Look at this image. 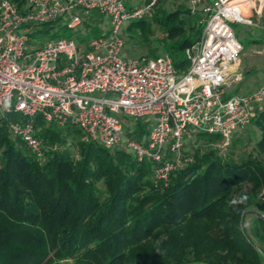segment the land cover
Here are the masks:
<instances>
[{
	"label": "trees",
	"instance_id": "obj_1",
	"mask_svg": "<svg viewBox=\"0 0 264 264\" xmlns=\"http://www.w3.org/2000/svg\"><path fill=\"white\" fill-rule=\"evenodd\" d=\"M12 1L25 10L26 0ZM192 15L180 8L155 16L164 32L155 40L178 70L188 69L185 49L202 34ZM62 22L45 25L53 30ZM149 31L136 36L148 39ZM101 32L90 30L92 36ZM20 118L0 117V264H264V109L251 123L260 137L248 155L226 157L197 147L186 151L193 161L174 171L168 184L154 177L152 161L42 118L36 124L46 144L40 159L12 132ZM148 122L128 120L126 132L143 140ZM71 131L77 135L74 152ZM202 136L210 143L223 139Z\"/></svg>",
	"mask_w": 264,
	"mask_h": 264
},
{
	"label": "built area",
	"instance_id": "obj_2",
	"mask_svg": "<svg viewBox=\"0 0 264 264\" xmlns=\"http://www.w3.org/2000/svg\"><path fill=\"white\" fill-rule=\"evenodd\" d=\"M202 0H191L195 13ZM158 0H27L22 11L0 1V117L21 115L11 124L38 158L46 144L37 134L42 118L61 129L76 127L107 149L124 148L138 161L153 162L154 177L168 184L193 157L187 141L202 134L229 139L264 109V82L249 93H229L243 80L244 45L232 23L252 24L264 16V0H211L203 5L201 37L185 49L181 72L167 53L124 58L123 26L151 14ZM97 10L107 27L82 49L73 37L31 42L30 27L58 19L78 31ZM35 43V44H34ZM147 115L155 123L143 140L125 129L123 116Z\"/></svg>",
	"mask_w": 264,
	"mask_h": 264
},
{
	"label": "rangeland",
	"instance_id": "obj_3",
	"mask_svg": "<svg viewBox=\"0 0 264 264\" xmlns=\"http://www.w3.org/2000/svg\"><path fill=\"white\" fill-rule=\"evenodd\" d=\"M210 1L211 0H202L197 6V11L192 13L193 15L190 17V20L200 23L203 18V5L209 3ZM180 8L191 10V0H161L159 5L153 8L151 14L145 17V20H147L145 23H139L138 20H130L126 22L122 31L125 39L122 56L124 58H135L141 56L154 57L152 56L153 52L159 55L164 54L162 45L160 42L155 40L156 38L160 39L164 36L163 30L159 28V25L155 21V16H157V14L161 16L163 10L171 11ZM252 20V24H246L243 22L232 23L238 38L244 45V50L241 54V70L243 72V80L232 86V88L228 90V94L249 93L256 90L264 82V16L259 18L253 13ZM106 21L107 19L104 15L99 13L97 10H94L91 14L84 17V22L78 31L61 26L63 22L60 23V25L54 26L53 30H48V25L45 24L33 25L30 27L31 42L43 44L49 39L61 38L64 33H71L73 36L87 34L85 41L79 40L81 48L85 49L88 41L93 37L90 33L91 28H101L103 30L107 27ZM130 26H132L131 29ZM146 28L151 30L149 31L148 39L136 36L138 32ZM54 30L58 31L56 36L54 35ZM63 37H66V35ZM179 71L181 72L182 70ZM123 119L125 123L128 120L130 122L137 120L125 116H123ZM143 119L149 121L148 123L151 130L155 123V117L153 115H147L144 116ZM76 136L77 135L71 131L67 137L68 144H70V150L73 152L77 142V138H75ZM81 137L83 136H78V138ZM259 137V128L254 124H250L247 128L235 132L229 139L223 138L214 143L208 142L202 135H196L187 141L185 148L186 151L190 152H188V154H193L195 153L197 147L203 149L211 147L226 157L240 158L248 155V153L254 149L256 141Z\"/></svg>",
	"mask_w": 264,
	"mask_h": 264
},
{
	"label": "water",
	"instance_id": "obj_4",
	"mask_svg": "<svg viewBox=\"0 0 264 264\" xmlns=\"http://www.w3.org/2000/svg\"><path fill=\"white\" fill-rule=\"evenodd\" d=\"M251 213L263 217V215H262L260 212L251 211ZM242 227H243V231H244L245 235H246L249 239H251L250 236H249V234L247 233V227H246V224H245V216H243V218H242Z\"/></svg>",
	"mask_w": 264,
	"mask_h": 264
}]
</instances>
